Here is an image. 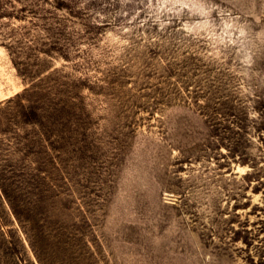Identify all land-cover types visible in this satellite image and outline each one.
Returning a JSON list of instances; mask_svg holds the SVG:
<instances>
[{
  "label": "rangeland",
  "instance_id": "rangeland-1",
  "mask_svg": "<svg viewBox=\"0 0 264 264\" xmlns=\"http://www.w3.org/2000/svg\"><path fill=\"white\" fill-rule=\"evenodd\" d=\"M0 264H264V0H0Z\"/></svg>",
  "mask_w": 264,
  "mask_h": 264
}]
</instances>
